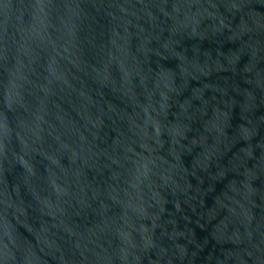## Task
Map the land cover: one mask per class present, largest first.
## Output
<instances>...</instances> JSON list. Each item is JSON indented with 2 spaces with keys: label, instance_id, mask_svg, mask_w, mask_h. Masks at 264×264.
Segmentation results:
<instances>
[{
  "label": "water",
  "instance_id": "1",
  "mask_svg": "<svg viewBox=\"0 0 264 264\" xmlns=\"http://www.w3.org/2000/svg\"><path fill=\"white\" fill-rule=\"evenodd\" d=\"M190 6L0 0V238L14 241L15 264H120L128 233L161 244L208 235L201 220L218 215L224 193L206 198L224 164L252 141L264 148V93L257 101L236 73L235 45L207 15L184 26L177 10ZM137 148L175 160L143 204L117 182Z\"/></svg>",
  "mask_w": 264,
  "mask_h": 264
},
{
  "label": "clouds",
  "instance_id": "2",
  "mask_svg": "<svg viewBox=\"0 0 264 264\" xmlns=\"http://www.w3.org/2000/svg\"><path fill=\"white\" fill-rule=\"evenodd\" d=\"M197 2L192 0L193 6L187 7L183 13L177 10V14H182L186 20L184 26H194V15H207L221 36L226 32L225 39L235 45L230 49L238 56L236 73L241 74L247 88L259 101L264 93V11L261 10L264 9V0H219L217 3L206 0L207 6L201 4L194 10ZM237 15L239 20L233 24L232 20ZM229 37L231 39H227ZM244 57L247 59L241 65ZM251 143L250 152L240 151L234 158V165L225 163L224 175L214 182V190L206 199L211 201L221 192L224 194L221 195L217 217L206 223L201 220L204 227L200 229L208 234L202 241H198L196 236L195 239L177 236L175 239L169 237L167 244H161L147 235L133 238L132 233H128L121 239L120 264H196L197 258L209 245V237L212 245L203 256L202 264H264V148L256 142ZM243 145L244 142L240 147ZM162 155L163 150L150 153L137 148L135 151L128 149L120 158L117 182H122L121 191L129 201L143 204L154 187L153 182L162 175L170 176L174 157L161 158ZM232 156L231 152L229 157ZM204 184H207L206 173ZM217 185H220L219 190ZM220 218H223L222 227L216 231L214 225ZM4 235L8 236L7 232ZM9 244L14 245L11 237L7 243L0 238V264H15ZM81 256L85 262L88 261L83 253Z\"/></svg>",
  "mask_w": 264,
  "mask_h": 264
}]
</instances>
